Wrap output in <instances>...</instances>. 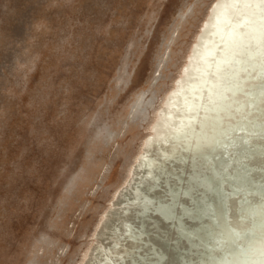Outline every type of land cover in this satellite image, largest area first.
<instances>
[{
    "label": "rangeland",
    "instance_id": "374dc122",
    "mask_svg": "<svg viewBox=\"0 0 264 264\" xmlns=\"http://www.w3.org/2000/svg\"><path fill=\"white\" fill-rule=\"evenodd\" d=\"M211 0H0V264H77Z\"/></svg>",
    "mask_w": 264,
    "mask_h": 264
},
{
    "label": "bare ground",
    "instance_id": "6f19581e",
    "mask_svg": "<svg viewBox=\"0 0 264 264\" xmlns=\"http://www.w3.org/2000/svg\"><path fill=\"white\" fill-rule=\"evenodd\" d=\"M77 264H264V0L209 2Z\"/></svg>",
    "mask_w": 264,
    "mask_h": 264
},
{
    "label": "water",
    "instance_id": "95a60500",
    "mask_svg": "<svg viewBox=\"0 0 264 264\" xmlns=\"http://www.w3.org/2000/svg\"><path fill=\"white\" fill-rule=\"evenodd\" d=\"M224 213V212H223Z\"/></svg>",
    "mask_w": 264,
    "mask_h": 264
}]
</instances>
